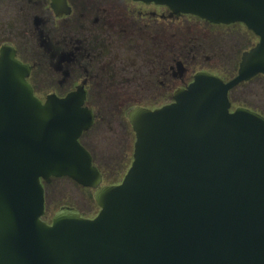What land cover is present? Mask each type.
<instances>
[{
  "label": "water",
  "instance_id": "95a60500",
  "mask_svg": "<svg viewBox=\"0 0 264 264\" xmlns=\"http://www.w3.org/2000/svg\"><path fill=\"white\" fill-rule=\"evenodd\" d=\"M133 1L240 23L258 43L230 81L200 73L171 104L133 109L132 162L113 186L78 142L92 122L82 101L40 103L24 67L1 56L0 264H264V117L228 98L264 76V0ZM52 178L91 189L98 214L62 207L46 224Z\"/></svg>",
  "mask_w": 264,
  "mask_h": 264
},
{
  "label": "flooded vegetation",
  "instance_id": "af4514ba",
  "mask_svg": "<svg viewBox=\"0 0 264 264\" xmlns=\"http://www.w3.org/2000/svg\"><path fill=\"white\" fill-rule=\"evenodd\" d=\"M257 43L240 23L216 25L133 0H0V57L24 67L40 103L70 95L82 101L92 122L78 142L105 186L118 185L104 183L96 165L104 162L107 144L117 147L110 163H122L114 178H124L131 165L133 109L171 104L200 73L230 81ZM252 82L264 90L263 75L241 85ZM48 184L41 183L43 197Z\"/></svg>",
  "mask_w": 264,
  "mask_h": 264
},
{
  "label": "rangeland",
  "instance_id": "374dc122",
  "mask_svg": "<svg viewBox=\"0 0 264 264\" xmlns=\"http://www.w3.org/2000/svg\"><path fill=\"white\" fill-rule=\"evenodd\" d=\"M231 99L234 101L233 109L237 107L251 108L264 116V90L257 82L240 85L232 93ZM115 146L107 144L104 162H97L96 164L103 171L104 183H113L120 180L114 178V176L122 163H110L113 157L112 152L117 149ZM49 183L44 187V215L42 218L45 223L51 222L54 215L62 207H71L77 210L84 219H91L96 216L98 208L90 191L79 188L72 181L65 178H52Z\"/></svg>",
  "mask_w": 264,
  "mask_h": 264
},
{
  "label": "trees",
  "instance_id": "16d2710c",
  "mask_svg": "<svg viewBox=\"0 0 264 264\" xmlns=\"http://www.w3.org/2000/svg\"><path fill=\"white\" fill-rule=\"evenodd\" d=\"M118 179H119V178H118ZM122 179H123V178H121L119 181L116 180V181L113 182V183H116V182H117V184H120V183L122 182ZM98 212H99V210H98ZM98 212H97V214H98ZM97 214H96V215H97Z\"/></svg>",
  "mask_w": 264,
  "mask_h": 264
}]
</instances>
